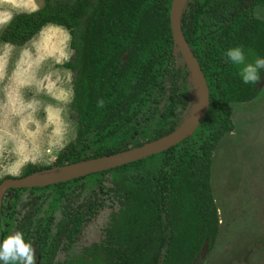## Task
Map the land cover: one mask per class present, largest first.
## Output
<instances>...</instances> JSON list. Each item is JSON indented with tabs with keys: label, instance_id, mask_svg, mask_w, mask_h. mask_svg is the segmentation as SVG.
Instances as JSON below:
<instances>
[{
	"label": "trees",
	"instance_id": "trees-1",
	"mask_svg": "<svg viewBox=\"0 0 264 264\" xmlns=\"http://www.w3.org/2000/svg\"><path fill=\"white\" fill-rule=\"evenodd\" d=\"M44 1L37 11L16 14L0 42L24 46L48 25L71 35L75 57L64 67L75 73L71 110L79 129L58 167L142 147L185 124L196 86L182 53H174L173 0ZM258 7L264 8V0H188L182 28L210 89L209 111L198 129L167 151L116 169L9 190L0 241L16 220L15 212L5 216L7 195L17 202L18 192L29 191L20 202L25 212L15 233L31 243L36 263L63 264L60 252L115 197L119 209L112 215V246L101 251L105 264H199L195 260L205 242L213 247L221 231L212 188L213 153L235 128L232 103L254 100L264 81L261 70L256 84H244L224 53L242 47L245 54L264 57V20L256 15ZM50 169L30 164L23 177ZM80 189L84 203L70 206ZM57 209L62 217L53 226L49 212Z\"/></svg>",
	"mask_w": 264,
	"mask_h": 264
},
{
	"label": "rangeland",
	"instance_id": "rangeland-1",
	"mask_svg": "<svg viewBox=\"0 0 264 264\" xmlns=\"http://www.w3.org/2000/svg\"><path fill=\"white\" fill-rule=\"evenodd\" d=\"M44 3L0 0V34L16 14L37 11ZM255 12L264 20V8ZM245 56L246 63L256 59L252 51ZM74 57L69 31L57 25L46 26L24 46L0 42V182L23 177L30 164L58 167L63 150L76 140L79 128L71 110L75 73L64 67ZM236 67L240 71L242 66ZM261 89L250 102L232 103L235 128L213 153L212 188L221 231L203 257L201 250L195 260L199 264H264V83ZM78 191L70 206L84 203L85 193ZM17 195L15 202L8 194L4 204L6 217L15 212L10 235L25 212L20 202L30 192ZM114 199L84 223L61 261L105 264L101 251L112 246V215L119 209ZM49 215L53 226L62 217L58 209Z\"/></svg>",
	"mask_w": 264,
	"mask_h": 264
},
{
	"label": "water",
	"instance_id": "water-1",
	"mask_svg": "<svg viewBox=\"0 0 264 264\" xmlns=\"http://www.w3.org/2000/svg\"><path fill=\"white\" fill-rule=\"evenodd\" d=\"M187 1L188 0L183 3V0H173L170 12V21L174 38V53L178 54L179 51L182 53L184 59L189 65L190 70L192 71L195 86L197 79L203 89V105L194 115V119L188 122V118L185 124L173 134L158 141L146 144L142 147H137L118 154L91 159L64 167H55L44 173H37L21 178L5 179L0 183V228L2 223L1 216L4 198L7 192L11 189L47 187L59 183L70 182L88 175L116 169L167 151L182 143L184 140L194 134V132L204 121L209 111L210 89L200 62L193 53L183 32L181 16ZM125 59H127V57H125ZM263 83L264 81H262L261 86ZM208 247L209 242L206 241L202 248L201 257L206 255Z\"/></svg>",
	"mask_w": 264,
	"mask_h": 264
},
{
	"label": "clouds",
	"instance_id": "clouds-1",
	"mask_svg": "<svg viewBox=\"0 0 264 264\" xmlns=\"http://www.w3.org/2000/svg\"><path fill=\"white\" fill-rule=\"evenodd\" d=\"M224 55L234 66H242L239 76L244 84H256L260 72L264 70V57H257L254 62L246 63L245 51L242 47L229 48ZM104 101H98L103 107ZM0 264H36L34 250L30 242H26L22 233H15L0 241Z\"/></svg>",
	"mask_w": 264,
	"mask_h": 264
},
{
	"label": "bare ground",
	"instance_id": "bare-ground-1",
	"mask_svg": "<svg viewBox=\"0 0 264 264\" xmlns=\"http://www.w3.org/2000/svg\"><path fill=\"white\" fill-rule=\"evenodd\" d=\"M186 2V0H183V3ZM203 105V89L199 83V81L196 79V92H195V100H194V108L191 113V116L189 117L188 122L192 121L194 119V115L199 111L201 106Z\"/></svg>",
	"mask_w": 264,
	"mask_h": 264
},
{
	"label": "flooded vegetation",
	"instance_id": "flooded-vegetation-1",
	"mask_svg": "<svg viewBox=\"0 0 264 264\" xmlns=\"http://www.w3.org/2000/svg\"><path fill=\"white\" fill-rule=\"evenodd\" d=\"M76 242H77V238L74 239V241L70 244V246H69L67 249L62 250V251L60 252V254L62 255L63 253L67 252L66 255H68V252L71 250V247H73V245H74ZM62 247H63V246H62ZM58 258H60V255H59ZM62 262H63V264H66L65 261H62ZM37 264H38V263H37Z\"/></svg>",
	"mask_w": 264,
	"mask_h": 264
}]
</instances>
